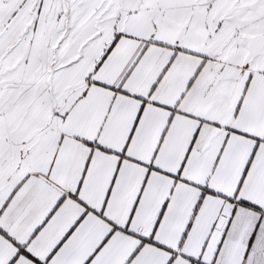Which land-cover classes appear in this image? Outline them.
Returning <instances> with one entry per match:
<instances>
[{"label": "snow or ice", "instance_id": "6c2138e0", "mask_svg": "<svg viewBox=\"0 0 264 264\" xmlns=\"http://www.w3.org/2000/svg\"><path fill=\"white\" fill-rule=\"evenodd\" d=\"M0 264H264V0H0Z\"/></svg>", "mask_w": 264, "mask_h": 264}]
</instances>
